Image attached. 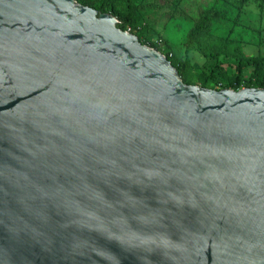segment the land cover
I'll return each mask as SVG.
<instances>
[{"label":"water","instance_id":"obj_1","mask_svg":"<svg viewBox=\"0 0 264 264\" xmlns=\"http://www.w3.org/2000/svg\"><path fill=\"white\" fill-rule=\"evenodd\" d=\"M116 24L0 0V264H264V89Z\"/></svg>","mask_w":264,"mask_h":264},{"label":"rangeland","instance_id":"obj_2","mask_svg":"<svg viewBox=\"0 0 264 264\" xmlns=\"http://www.w3.org/2000/svg\"><path fill=\"white\" fill-rule=\"evenodd\" d=\"M76 1V0H75ZM106 6L107 12L117 21V28L127 31L129 27L143 46L157 43L165 57L173 55L189 68L184 79L175 71L187 86H196L215 91L224 90L228 78L238 72L239 59L236 49L248 57L264 58V1L255 0H96ZM77 4H80L76 1ZM81 5V4H80ZM83 6V5H82ZM89 7V6H88ZM209 10H218L210 36L206 38L212 51L223 54L218 58L223 73L210 79V60L197 46L187 52L186 42L189 32L203 14ZM133 14L138 20L135 27L124 26L122 18ZM254 74V67L242 70V78L248 81ZM257 82H253L251 88ZM250 87L243 84L240 90ZM262 89V88H261ZM233 90V89H229ZM235 91V90H233Z\"/></svg>","mask_w":264,"mask_h":264},{"label":"trees","instance_id":"obj_3","mask_svg":"<svg viewBox=\"0 0 264 264\" xmlns=\"http://www.w3.org/2000/svg\"><path fill=\"white\" fill-rule=\"evenodd\" d=\"M78 3H80L83 6H89L97 11H102L103 13L107 12L106 6L99 4L96 2V0H76ZM246 1V0H244ZM255 1H264V0H255ZM220 15V12L218 10H209L203 14V16L198 20L196 25L193 27V29L189 32L186 47L187 52L190 51L195 46L198 47V49L204 53L205 57H208L210 62V79H212V76H215L216 74L223 73V70L221 68V65L218 61V58L221 55H224L225 52L222 54H218L215 51H212L210 45L207 44L206 38L210 36L212 31V26L215 22V19L218 18ZM123 25L126 26H133L135 27L138 23V20L136 17H134L133 14H128L124 18H122ZM139 39L141 40V37L139 36ZM149 46L155 50H159L160 48L157 43H150ZM236 54L239 61V67L238 72L233 77L228 78L226 76L225 78L228 79V83L224 86L223 89H233L235 91H239L244 83H246L247 87H252L253 82L256 81L257 83L255 86L257 88L264 89V58L262 57H248L245 58V56L240 52L239 48L236 50ZM167 59L171 62L172 66L176 68L179 75L184 79V74L189 68L188 62H183L180 59L173 57L167 54ZM252 66L254 67V74L250 77L248 81L243 80L242 78V70L244 67Z\"/></svg>","mask_w":264,"mask_h":264},{"label":"built area","instance_id":"obj_4","mask_svg":"<svg viewBox=\"0 0 264 264\" xmlns=\"http://www.w3.org/2000/svg\"><path fill=\"white\" fill-rule=\"evenodd\" d=\"M125 32H127V33H129V34H132V29H131V27H129L128 29H127V31H125ZM134 35V34H133ZM170 56H172V55H170Z\"/></svg>","mask_w":264,"mask_h":264}]
</instances>
